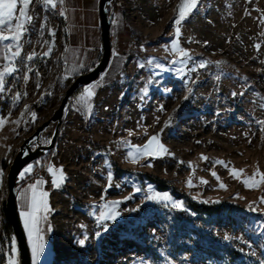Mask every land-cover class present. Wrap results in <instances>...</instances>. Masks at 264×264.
<instances>
[{"label":"rangeland","instance_id":"374dc122","mask_svg":"<svg viewBox=\"0 0 264 264\" xmlns=\"http://www.w3.org/2000/svg\"><path fill=\"white\" fill-rule=\"evenodd\" d=\"M181 3L112 0L109 37L116 42V55L111 53L97 79L73 92L51 149L26 164L33 168L48 153L44 166L25 183L18 174L26 165L16 177L15 202L30 264L32 243L20 215L21 193L37 181V200L46 205L42 214L47 216L39 223L44 245L39 264H264V229L259 227L264 219L254 215L264 214V125L258 123L264 121V0H200L177 34L174 20ZM29 14L33 20L21 41L20 71L6 77V91L0 93V204L17 146L50 116L72 77L92 67L67 65L61 73V18L50 5L45 11L43 0H33ZM181 50L193 59L179 65L184 71L177 74L178 65L170 62L182 58ZM32 53L29 72L20 60ZM200 60L210 63L189 71ZM156 64L173 71L156 76ZM74 70L80 72L63 75ZM86 86L94 93L88 108L80 101L88 95ZM52 129L49 124L39 133V144L48 142ZM144 174L169 187L157 189ZM155 194L178 203L179 194L208 204L225 201L245 214L206 218L183 203L165 207L145 201ZM115 201H122L117 219L107 221L103 231L100 213L111 210L102 206ZM196 226L211 241L198 238ZM97 231L102 232L99 239ZM36 235L34 230L33 242ZM84 236L89 239L81 246L77 241ZM13 242L1 251V264H18ZM220 246L242 255L229 262Z\"/></svg>","mask_w":264,"mask_h":264},{"label":"snow or ice","instance_id":"6c2138e0","mask_svg":"<svg viewBox=\"0 0 264 264\" xmlns=\"http://www.w3.org/2000/svg\"><path fill=\"white\" fill-rule=\"evenodd\" d=\"M33 3V0H0V49H3L4 54L2 56L3 64L0 65V93H3L6 91L5 84H6V77L12 76L14 72L20 71V65L17 64V60L21 57V49L23 47L21 41L22 38H24L28 32L29 27L28 25L31 24L33 17L29 14V5ZM57 3H63V0H43V4L45 5V11L47 10V6H51L53 9L56 7ZM200 3V0H182L181 5H179V15L174 20V24L176 25V31L177 34H179V26L182 24V22L187 18L188 15L192 13L193 10L198 8V5ZM63 15V13H61ZM43 28V25H42ZM207 43V42H205ZM259 47V46H257ZM51 52V48L49 49L48 53H45V55H49ZM35 53H32L27 56V60H20V63L23 64L24 67L28 68V71H31V68L28 67V61H31L35 58ZM115 56L116 53H113ZM180 56L182 57L179 60H173L170 63L173 65H178L175 68V72L177 74H180L184 71L183 67H180L179 65H186V60H192L193 58L188 55L183 50L180 51ZM149 64L155 63L154 61H148ZM210 62L200 60L196 62L194 67L190 68L189 71H195L197 67H204ZM143 67V65H141ZM157 71L154 75L159 76L161 73L165 72H172L173 69L167 67L164 64H156ZM88 71H92L93 69L88 68L86 69ZM24 79L27 80L28 76L25 74ZM152 81H150L151 83ZM187 83V82H186ZM85 93L88 94L86 96H81L80 101H85L84 107L88 108L90 105L86 103L87 100L91 99V95H94V93H91L90 86H86L84 89ZM164 91L170 92L171 89H165ZM189 92H191V89H189ZM144 94H147V89L145 90ZM233 97L236 96V93H232ZM240 95H243L241 93ZM19 98V94H17V101ZM143 98V97H142ZM188 97L186 96L185 99ZM161 110H163L161 108ZM171 118L168 122L165 123V127L170 126ZM262 125H264V121L258 122ZM164 131V129H161V133ZM160 133H158L156 136H152L149 140V144L153 141H156L158 139V136ZM29 143H35V138H33L32 141H29ZM50 143V141H49ZM148 148V144L144 146L142 149H137L136 156L134 159H139L140 154L143 153ZM162 151H165L164 149H161ZM24 155H27V150L22 149L21 150ZM131 155V153H129ZM206 159V158H202ZM39 163V161H37ZM147 166H151L150 164ZM32 168V165H26L24 169L21 170V172L18 174L21 179L24 178L25 174L29 173V170ZM2 174V173H0ZM108 177V187H111V181L113 179L112 173L107 174ZM55 184L56 182L53 181ZM40 182L37 181L36 184H30L29 188L26 189L23 193H21V200L23 204V211H21L20 215L22 219H24L25 228L28 232V238L29 242L32 243V264H39L41 254L44 252V245L41 243L43 240V237L39 235V223L41 220H46L47 216L43 215L42 213L46 210V205L43 204V201L37 200L36 190L39 187ZM137 191H142L143 189H136ZM149 192H151V189H148ZM31 192V195H28V193ZM105 192H107V188L105 189ZM47 193H41V196H46ZM103 198V197H102ZM127 199V198H126ZM155 200L157 203H163L165 207H167L169 204H171L172 207H182V203H178L174 200H171L170 197L167 194H155L148 195L145 197V201H151ZM262 202H264V198H262ZM120 203L122 201H115L110 204L105 203L102 207L110 209L111 211H108L107 213L101 212L100 213V223L98 224V228H102L103 231L108 230L107 221H115L117 219V212L115 211L118 209ZM96 207V206H94ZM136 209H133L135 211ZM250 211H255L254 208L249 206ZM33 225H35V229L33 228ZM259 227L261 229H264V223H260ZM36 231V240L33 242L32 240V234L33 231ZM95 237L97 239L100 238L102 235L101 231H97L95 234ZM89 239L88 236H84L82 239L77 241V243L81 246H84L86 241ZM241 252H243V249H241ZM16 253L15 245L13 242L12 245V255L14 256ZM9 264H13V261H9Z\"/></svg>","mask_w":264,"mask_h":264},{"label":"water","instance_id":"95a60500","mask_svg":"<svg viewBox=\"0 0 264 264\" xmlns=\"http://www.w3.org/2000/svg\"><path fill=\"white\" fill-rule=\"evenodd\" d=\"M112 13V0L97 1L100 51L97 62L91 67L93 70H86L72 77L50 116L37 124L31 133L22 139L7 166L5 174V196L2 201V207L14 240L18 264H30V256L15 202V182L17 174L26 164L38 158L46 150L51 149L55 141L58 127L62 121L64 108L74 90L79 86H85L92 83L107 67L110 60L108 40ZM49 124H53V129L49 135L48 142L45 144H39V133ZM33 138H35V143H29ZM22 149L27 150L28 154L24 155L21 151Z\"/></svg>","mask_w":264,"mask_h":264},{"label":"crops","instance_id":"0c3cea01","mask_svg":"<svg viewBox=\"0 0 264 264\" xmlns=\"http://www.w3.org/2000/svg\"><path fill=\"white\" fill-rule=\"evenodd\" d=\"M98 0H63V15L58 14L56 9L53 11L61 18L65 37L63 40V49L60 57V72L68 66H78L77 70L85 66H93L99 58L100 34L99 22L97 16ZM58 4V3H57ZM66 18L68 22H66ZM120 31L124 33L126 29L120 24ZM67 27V30H66ZM3 49H0V65L4 62L2 56ZM87 64V65H86ZM80 71H67L71 76Z\"/></svg>","mask_w":264,"mask_h":264},{"label":"trees","instance_id":"16d2710c","mask_svg":"<svg viewBox=\"0 0 264 264\" xmlns=\"http://www.w3.org/2000/svg\"><path fill=\"white\" fill-rule=\"evenodd\" d=\"M86 70H83L82 72H84ZM80 88H82V86H79L76 90H74V93L77 92ZM48 158V153L44 154L43 156H41L38 160H39V164L35 165L31 172L29 174H26L23 178V183H25L26 181L32 179V177H34V175L37 173V171L39 169H41L44 164L46 163ZM143 176H145L146 179H148L157 189H167L169 186L162 181L161 179H159L158 177H156L155 175L152 174H144ZM16 185V182H15ZM171 192L175 193L174 190L171 189ZM179 196L182 199V203L192 212L206 217V218H211V217H215L218 215H222L223 213L227 212V213H243L245 214L244 208H242L241 206L237 205V204H231L225 201H220L217 203H202V202H197L193 199H191L189 196L185 195V194H179ZM0 215H1V229H0V264L2 262V253L1 251H3V249L8 248L10 242L12 241L13 237L11 234V230H10V226L5 218V214L3 211V207H2V202L0 204ZM254 215H259L262 217V219H264V214H259V213H255ZM194 229L196 230L197 236L198 238H206L209 241L210 238L206 237V235L204 234V231L196 226L194 227ZM224 251H225V255L227 256V260L229 262L233 261L234 259L240 257L242 254L237 250L234 249L230 246H220ZM251 261V260H250ZM246 264H250V263H246Z\"/></svg>","mask_w":264,"mask_h":264},{"label":"built area","instance_id":"2783aa9c","mask_svg":"<svg viewBox=\"0 0 264 264\" xmlns=\"http://www.w3.org/2000/svg\"><path fill=\"white\" fill-rule=\"evenodd\" d=\"M57 5H58V7L56 9V12L58 14H61L63 12V10H62V3H58ZM108 44H109L110 56H111V53H113V51L116 48V42L112 38L109 37Z\"/></svg>","mask_w":264,"mask_h":264}]
</instances>
